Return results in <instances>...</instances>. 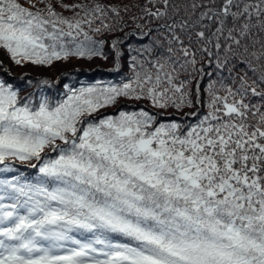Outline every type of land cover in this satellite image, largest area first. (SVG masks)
<instances>
[{"label": "snow or ice", "instance_id": "6c2138e0", "mask_svg": "<svg viewBox=\"0 0 264 264\" xmlns=\"http://www.w3.org/2000/svg\"><path fill=\"white\" fill-rule=\"evenodd\" d=\"M132 37L119 83L0 79V264H264V0H0L17 65Z\"/></svg>", "mask_w": 264, "mask_h": 264}, {"label": "trees", "instance_id": "16d2710c", "mask_svg": "<svg viewBox=\"0 0 264 264\" xmlns=\"http://www.w3.org/2000/svg\"><path fill=\"white\" fill-rule=\"evenodd\" d=\"M126 31H131V29H126ZM112 38H115V36ZM127 45L137 48L140 46V40L138 37H132L127 39L125 44L121 45V50L125 55L121 57L119 64H117L115 55L110 48V41L105 43L102 49L107 59L101 56H96L91 59L72 58L67 61L54 62L51 66L33 65L28 62H22L21 65H17L10 59L7 53L0 51V60H7L6 62L15 71V75L9 74L7 66L2 62L0 64V79L19 89L22 97L33 94V98L38 99L43 95L50 101L55 102L64 98L67 92V89L64 87L65 85L79 88L81 86L96 84L97 82L102 84L121 82L124 77L130 74L127 59ZM45 80L49 83H41ZM121 106H124L125 110H132L133 108V104L129 101H121L117 108ZM110 109L107 110L108 113H114L116 111H110ZM153 111L155 110L153 109ZM177 115L180 114L178 113ZM18 162H13L16 169H18V174L23 173L28 177L35 175L36 170L29 166V162Z\"/></svg>", "mask_w": 264, "mask_h": 264}, {"label": "rangeland", "instance_id": "374dc122", "mask_svg": "<svg viewBox=\"0 0 264 264\" xmlns=\"http://www.w3.org/2000/svg\"><path fill=\"white\" fill-rule=\"evenodd\" d=\"M67 2L71 3V2H73V0H67ZM0 61H2V62L7 66V70H8V73H9V74H11V75H15L14 68L11 67V66L8 64V62H6L7 60L2 59V60H0ZM118 106H119V105H117V107H118ZM115 110H116V108H111V109H110V111H115ZM15 162H18V161H15ZM18 163H21V162H18ZM23 163H26V162H23ZM31 163H35V161H32ZM16 174H18V173H16Z\"/></svg>", "mask_w": 264, "mask_h": 264}]
</instances>
